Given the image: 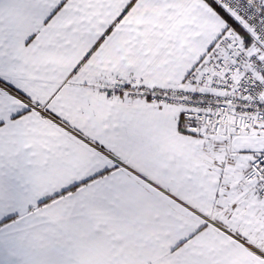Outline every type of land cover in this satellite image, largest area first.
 I'll use <instances>...</instances> for the list:
<instances>
[{
  "label": "snow or ice",
  "instance_id": "6c2138e0",
  "mask_svg": "<svg viewBox=\"0 0 264 264\" xmlns=\"http://www.w3.org/2000/svg\"><path fill=\"white\" fill-rule=\"evenodd\" d=\"M0 264H264V0H0Z\"/></svg>",
  "mask_w": 264,
  "mask_h": 264
}]
</instances>
